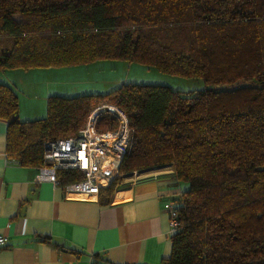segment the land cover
I'll use <instances>...</instances> for the list:
<instances>
[{
  "label": "trees",
  "instance_id": "obj_1",
  "mask_svg": "<svg viewBox=\"0 0 264 264\" xmlns=\"http://www.w3.org/2000/svg\"><path fill=\"white\" fill-rule=\"evenodd\" d=\"M101 59L199 78L204 88L123 83L112 93L51 94L46 115L22 121L0 83L7 154L41 166L42 144L74 134L94 102L127 116L118 174L172 165L186 184L171 252L161 264H264V0H0V70ZM116 119L100 116L98 130ZM61 184L82 180L59 172ZM72 252L79 254L76 249ZM90 264H114L93 254Z\"/></svg>",
  "mask_w": 264,
  "mask_h": 264
},
{
  "label": "crops",
  "instance_id": "obj_2",
  "mask_svg": "<svg viewBox=\"0 0 264 264\" xmlns=\"http://www.w3.org/2000/svg\"><path fill=\"white\" fill-rule=\"evenodd\" d=\"M65 67L0 70V83L18 96L22 121L44 117L51 94L81 93L62 90L66 84L52 77ZM7 128L0 117V232L8 236L0 264H90L93 254L114 264H161L170 255L167 204L186 189L172 165L128 173L112 193L94 197L75 183L36 180L39 166L7 154Z\"/></svg>",
  "mask_w": 264,
  "mask_h": 264
},
{
  "label": "built area",
  "instance_id": "obj_3",
  "mask_svg": "<svg viewBox=\"0 0 264 264\" xmlns=\"http://www.w3.org/2000/svg\"><path fill=\"white\" fill-rule=\"evenodd\" d=\"M98 109L102 113L109 112L117 121L116 127L98 130L96 121L100 112L95 109L76 133L45 140L42 144L43 164L38 167L36 180L50 179L60 184V171L76 170L82 175V180L72 183L73 186H79L82 194L97 197L101 187L119 176L115 167L126 153L130 139L127 116L116 105L106 104ZM180 200L167 204L171 234L179 225ZM7 242L8 236L0 232V247Z\"/></svg>",
  "mask_w": 264,
  "mask_h": 264
},
{
  "label": "rangeland",
  "instance_id": "obj_4",
  "mask_svg": "<svg viewBox=\"0 0 264 264\" xmlns=\"http://www.w3.org/2000/svg\"><path fill=\"white\" fill-rule=\"evenodd\" d=\"M52 77L63 81L66 85L60 86L64 91L78 90L82 93H112L123 83H156L170 86L173 89L193 90L204 88V83L199 78H188L180 75L159 71L155 67H147L138 62H129L117 59H101L91 63L65 67L56 72ZM57 82V81H56ZM67 88V89H66ZM68 91V92H69ZM114 105L108 100L94 102L88 116L102 105ZM110 116L109 112H100V116ZM111 128L106 125L103 129ZM128 174L122 175L124 181Z\"/></svg>",
  "mask_w": 264,
  "mask_h": 264
},
{
  "label": "bare ground",
  "instance_id": "obj_5",
  "mask_svg": "<svg viewBox=\"0 0 264 264\" xmlns=\"http://www.w3.org/2000/svg\"><path fill=\"white\" fill-rule=\"evenodd\" d=\"M104 183H106V181Z\"/></svg>",
  "mask_w": 264,
  "mask_h": 264
}]
</instances>
